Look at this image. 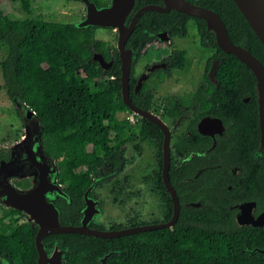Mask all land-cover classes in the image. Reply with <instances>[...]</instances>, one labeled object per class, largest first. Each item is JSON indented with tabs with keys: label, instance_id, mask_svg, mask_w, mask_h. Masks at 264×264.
<instances>
[{
	"label": "flooded vegetation",
	"instance_id": "1",
	"mask_svg": "<svg viewBox=\"0 0 264 264\" xmlns=\"http://www.w3.org/2000/svg\"><path fill=\"white\" fill-rule=\"evenodd\" d=\"M154 1L152 5L163 7L162 0ZM140 2L130 12L127 26L139 9L150 5ZM176 24L168 21L128 43L130 35L124 45L129 101L158 118L164 129L129 108L117 113L121 131L115 138L116 161L105 163L98 177H92L87 197L82 196L77 224L65 226L84 224L106 233L145 228L127 236L147 234L154 242L160 235L161 264H264V147L257 98L239 91L226 93L239 100L218 98L217 68L209 76L217 61L209 35L201 33L194 20L184 25V36L178 35L181 27L177 29ZM192 36L205 59L198 79L183 85L179 80L190 50L182 41ZM115 39V44L106 41L109 55L105 59L99 54L104 60L99 66L103 71L118 66L120 76L112 78L119 80L122 90L118 36ZM177 52H185L182 69L169 62ZM16 181H21L13 179L17 189L32 187L28 179L22 181L27 186H17ZM97 211L103 213L99 220ZM116 238L121 237L101 239ZM53 241L45 243L52 248L49 242ZM147 255L146 262L153 264V247ZM103 257L98 258L99 264Z\"/></svg>",
	"mask_w": 264,
	"mask_h": 264
},
{
	"label": "trees",
	"instance_id": "2",
	"mask_svg": "<svg viewBox=\"0 0 264 264\" xmlns=\"http://www.w3.org/2000/svg\"><path fill=\"white\" fill-rule=\"evenodd\" d=\"M3 1H20L23 13H31L29 0ZM89 1L98 9L110 3V0ZM185 1L216 13L225 25L230 41L246 48L264 67V47L232 0ZM143 4L152 5L155 1L141 0L140 5ZM172 20L179 23L176 24L177 29L181 27V32L176 30L178 35L186 34L184 25L188 20L197 22L200 32L209 35L208 39L217 51L213 59L219 62L215 74L220 85L218 98L239 100L237 95L226 94L239 91L253 94L258 102L253 73L233 55L219 49L215 34L206 30V23L202 19L176 11L145 12L139 17L128 43L133 42L135 36L145 35L144 31L151 32ZM99 29L110 28H78L70 23L46 22L32 17L11 20L0 10V45H5L7 49L0 60L3 86L10 100L18 99L24 103L27 110L34 112L42 122L43 153L55 163L58 169L56 182L62 185L71 201L58 197L53 203L62 226L77 224L82 196L92 187V177H98V170L105 163L116 161L118 144L115 138L121 131L116 114L128 110L121 100L120 82L112 78L120 76L118 66L103 71L98 62L92 60L94 54H100L105 59L109 55L106 41L97 38ZM169 62L173 67L182 69L185 52L175 53ZM231 84L235 86L230 87ZM88 146L93 147L97 155L90 157ZM10 159L9 151L5 147L0 148V163H7ZM81 162L84 167L77 170ZM22 181H16L15 185L27 186ZM21 220L16 210L2 211L0 264H37L35 236L38 228ZM51 240L55 241L49 243H57L65 250L64 264H99L98 258L103 256H107L106 264H148L147 253L149 248L152 251V247L155 262L161 264L162 259L163 240L160 235L151 242L147 234L116 239L55 234L43 238L42 244L47 245L45 241Z\"/></svg>",
	"mask_w": 264,
	"mask_h": 264
},
{
	"label": "water",
	"instance_id": "3",
	"mask_svg": "<svg viewBox=\"0 0 264 264\" xmlns=\"http://www.w3.org/2000/svg\"><path fill=\"white\" fill-rule=\"evenodd\" d=\"M80 1L86 6L88 17L85 24L76 27L83 28L88 26H98L101 28L117 30V49L120 53L122 64L121 94L123 103L131 111L142 118L150 120L162 129H164V125L158 118L135 108L129 101L127 87L129 78V60L126 59L124 45L133 31L138 17L145 12L154 11L158 13H168L169 11L174 10L186 16L204 20L207 29L215 34L216 43L219 49L225 54L233 55L253 73L256 79L261 143L264 147V67L248 52L246 48L236 46L230 41L225 25L216 13L192 5L185 0H162L163 7L148 5L139 9L127 26V18L137 0H128L127 2H125V0H110L107 7L100 9L96 8L89 0ZM232 1L235 3L264 47V31L260 27L258 18L256 17V8L253 2L251 0ZM92 60L98 62V64L103 67L104 60L99 54H94ZM217 66V61L212 63L209 73L211 78ZM13 101L20 107L21 111L30 115V122L35 124L34 126L37 130L33 133V141L37 148L34 152H29L28 155H24L23 151H19L17 152L16 158L11 155L9 162L0 163V203L8 209L18 211L27 224L33 228H38L35 236V247L38 254L37 264H64L65 250L61 249L57 243H52V248L49 245L42 244V239L48 235L81 234L97 238H115L146 231L144 228L106 233L89 230L84 224L80 227L61 226L59 224V213L55 208L53 201L58 197L68 200V196L64 193L63 187L56 182L58 169L55 163L48 159L43 153L41 143V133L43 129L42 122L34 112L27 110L24 103L20 102L18 99H13ZM21 143H23V141ZM167 163L168 155L165 152V167L163 170L165 184H167ZM11 176L16 177L19 181L25 179L30 180L32 187L27 190L15 188L8 181V178ZM31 179L34 180L32 181ZM89 190L86 192L85 197H87ZM106 260L107 256L102 258V264H106Z\"/></svg>",
	"mask_w": 264,
	"mask_h": 264
},
{
	"label": "rangeland",
	"instance_id": "4",
	"mask_svg": "<svg viewBox=\"0 0 264 264\" xmlns=\"http://www.w3.org/2000/svg\"><path fill=\"white\" fill-rule=\"evenodd\" d=\"M29 2L30 15L23 13L20 1L11 3L0 0V10L11 20H24L32 17L41 18L46 22L70 23L75 26L83 25L87 21V8L81 1L29 0ZM116 36H118L116 29H99L97 31V38L109 41L112 44H115ZM194 41V36L182 41L183 46L190 50L186 68L182 72V77L179 80L183 85L189 82H195L200 76L204 64L205 56H203V52L198 49ZM6 51L5 45L1 44L0 60L5 56ZM87 80L91 81L92 79ZM127 115L130 116V113ZM34 125V123L30 122V115L21 111L20 107L8 98L3 86L2 72L0 69V148L5 147L9 149L14 158L17 157V152L19 151H23L24 155H28L29 152H34L37 148L33 141V133L37 130ZM22 141L23 143H21ZM87 153L90 157L97 155L96 150L91 146L87 147ZM77 166V170H81L84 167L82 162ZM13 179H16V177L11 176L8 178V181L12 184ZM31 180L33 181L34 179ZM4 209L8 208L0 203V216ZM87 209L88 207H85L83 210L84 216L88 213ZM102 214L101 211H97L96 217L98 220L101 219ZM21 218L25 221L22 216Z\"/></svg>",
	"mask_w": 264,
	"mask_h": 264
},
{
	"label": "bare ground",
	"instance_id": "5",
	"mask_svg": "<svg viewBox=\"0 0 264 264\" xmlns=\"http://www.w3.org/2000/svg\"><path fill=\"white\" fill-rule=\"evenodd\" d=\"M256 8V17L258 18L260 27L264 31V0H251Z\"/></svg>",
	"mask_w": 264,
	"mask_h": 264
},
{
	"label": "built area",
	"instance_id": "6",
	"mask_svg": "<svg viewBox=\"0 0 264 264\" xmlns=\"http://www.w3.org/2000/svg\"><path fill=\"white\" fill-rule=\"evenodd\" d=\"M17 218H20V216H18ZM21 221L25 222L23 219Z\"/></svg>",
	"mask_w": 264,
	"mask_h": 264
}]
</instances>
